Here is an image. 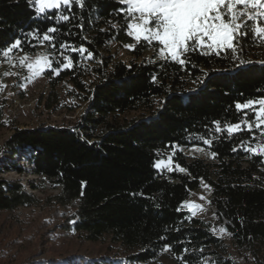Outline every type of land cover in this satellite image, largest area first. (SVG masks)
Instances as JSON below:
<instances>
[{
	"label": "trees",
	"instance_id": "16d2710c",
	"mask_svg": "<svg viewBox=\"0 0 264 264\" xmlns=\"http://www.w3.org/2000/svg\"><path fill=\"white\" fill-rule=\"evenodd\" d=\"M83 5L62 6L45 17L29 0H0V61L19 39L9 56L42 52L60 67L59 75L44 72L49 110L89 106L74 126L16 129L0 145V173L29 172L14 161L24 154L30 173L58 190L46 201L70 209L65 230L85 242L108 237L139 249L130 261L148 262L170 248L179 264H203L208 256L219 264H264V156L248 151L253 137L247 129L232 135L216 131L217 122L227 129L246 118L237 104L264 99V39L249 32L238 37L236 53L198 50L182 66L161 59L157 46L127 35L120 0ZM61 15L70 19L62 21ZM51 27L58 29L50 33L56 47L42 38ZM81 46L91 58L72 51ZM122 49L127 59L118 55ZM63 56L72 58L71 68H63ZM62 86L69 103H63ZM132 111L151 116L116 123L117 116ZM5 126L0 112V131ZM195 145L215 157L190 159L179 151ZM167 152H173L175 168L159 170L157 162ZM202 182L211 188L217 229L228 240L186 209ZM31 188L40 190L35 182ZM40 202L20 181L0 176V216Z\"/></svg>",
	"mask_w": 264,
	"mask_h": 264
},
{
	"label": "rangeland",
	"instance_id": "374dc122",
	"mask_svg": "<svg viewBox=\"0 0 264 264\" xmlns=\"http://www.w3.org/2000/svg\"><path fill=\"white\" fill-rule=\"evenodd\" d=\"M124 51L123 49L118 51V55L127 59ZM42 55L44 54L41 52L28 57L34 60ZM23 57L25 56H9L5 61H0V112L6 123L0 131V145H4L16 129L74 126L88 112V104H83L74 111L49 110L45 105L49 92L48 81L44 73L38 78H30L31 74L27 68L19 63ZM59 89L63 103H69L64 97L65 86ZM255 107L259 108V105ZM244 110L247 112L244 120L254 126L251 131L253 141L249 142L248 148L255 149L258 145L264 144V136L261 135L260 129L255 128L254 111ZM150 116L151 114L148 113L132 111L117 116L115 120L119 125H127L131 121L147 119ZM243 121L239 123L242 126ZM98 140L94 138L92 142H98ZM179 151L190 159L206 161L213 159L206 148L198 145L183 147ZM3 155L0 156V161ZM172 155L173 152H167L161 157V160L157 162V164L160 163L159 170L175 168ZM170 157L171 161H169ZM14 161L18 166L27 165L29 172L26 174L3 172L0 176L6 181H20L24 188L41 202L38 206L23 207L11 214L3 213L0 216V264H179L172 252L166 248L162 249L154 260L133 262L129 260V256L138 252L139 249L114 244L108 237L98 243L85 242L77 235L67 232L64 228L65 215L70 209L64 210L46 201L49 196L57 195L58 190L46 188L41 178L30 173L31 167L24 158V154L17 156ZM32 182L38 184L40 190H33ZM210 199L211 188L206 182H202L200 188L193 191L186 202V204L199 205L200 209L190 210L188 207L186 209L192 215L195 211V217L210 223L221 237L228 240L227 235L217 229L216 209L211 205ZM202 263L219 264V261L208 256Z\"/></svg>",
	"mask_w": 264,
	"mask_h": 264
},
{
	"label": "snow or ice",
	"instance_id": "6c2138e0",
	"mask_svg": "<svg viewBox=\"0 0 264 264\" xmlns=\"http://www.w3.org/2000/svg\"><path fill=\"white\" fill-rule=\"evenodd\" d=\"M35 8L38 16L47 17L49 13L59 10L62 6L71 9L73 4L83 7V0H29ZM126 7L124 9L128 20L126 23L127 35L133 37L137 42H145L158 48L161 59L171 60L179 65H185L187 54L200 51L205 55L221 51L237 52L238 37L248 35L249 32L264 39V0H120ZM62 21H68V15H61ZM247 21H251L249 25ZM57 28L51 27L43 34V40L52 44L55 37L50 33H56ZM21 41L15 40L4 51V57L14 49L19 48ZM132 48V45H126ZM61 47H68L61 45ZM72 51L88 53L83 46L72 48ZM61 55H63L61 53ZM92 54L88 53V58ZM241 64L244 60L236 56ZM63 68H71L73 60L69 56H63ZM21 66L27 68L31 74L30 78H38L45 71L59 75L60 67H53V60L48 55H42L34 60L28 56L19 61ZM7 74V73H6ZM259 105L256 108L255 105ZM237 109H252L255 113V128L261 130L264 136V99L249 101L243 105L237 104ZM253 124L247 120L241 124L229 125L227 129H221L217 122L216 131L226 132L228 135L243 131L247 128L253 130ZM205 143H211L205 141ZM253 155L264 156V144L257 148H248ZM215 154H213V158ZM171 161V157L169 158ZM160 167V163L156 165ZM179 167V166H177ZM184 171V169H180ZM203 199V197H201ZM190 210L200 209L199 205L186 204ZM196 212L193 211V215ZM75 221H72L74 223ZM221 231H224L221 229ZM170 250V248H166Z\"/></svg>",
	"mask_w": 264,
	"mask_h": 264
}]
</instances>
